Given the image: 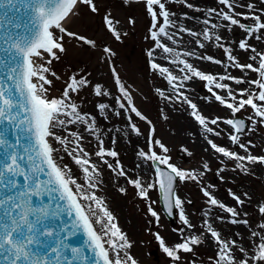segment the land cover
I'll return each mask as SVG.
<instances>
[{
	"label": "snow or ice",
	"instance_id": "snow-or-ice-1",
	"mask_svg": "<svg viewBox=\"0 0 264 264\" xmlns=\"http://www.w3.org/2000/svg\"><path fill=\"white\" fill-rule=\"evenodd\" d=\"M135 2H143L151 18L149 35L155 46L147 55L153 58L155 50L161 49L172 57L169 63L177 66L180 73L177 76L168 67L151 59V69L163 76L174 93V96H165L157 88L159 95L165 100L186 104L191 109L190 116L201 126L204 134L216 137L226 135L230 145L245 153L241 155L230 147L220 146L205 135L212 153L235 162L232 171L248 174V165H264V155L251 154V149L255 147L252 141L241 142V137L253 131L257 124L264 125V52L249 43L251 39L264 40V9H257L253 3H240L239 0H217V4L222 7L209 8L201 20L204 26L202 31H195L178 26L177 21L172 19L175 14L166 8V3L180 2L189 9L201 11L187 3V0ZM260 3L264 4V0H260ZM238 7L247 11L237 12ZM81 8L93 15L99 12L95 0H0V9L5 10L0 15V190L4 193L0 196V264H140L130 254L132 242L104 206L102 198L96 195L102 183L99 179V165L106 166L117 177H125L141 199L148 200L149 192L158 189L163 210L168 216L174 214V209L177 210L178 219L184 227L173 231L179 235L180 242L169 246L158 232L152 233L159 248L172 261L179 262L180 253H193L194 246L201 245L207 238L215 252L209 258L211 264H264V222L257 225L259 230L250 228L248 213L243 211L246 203L251 202L246 192L242 198L229 189L228 195L235 206H228L215 197L212 191L214 185L200 187L206 204L226 213L227 223L249 227V248L243 246L242 234H235L238 239L224 238L208 219L203 220L200 235L186 234L185 229L191 231L195 226L190 223L184 210V201L176 194L175 184L177 180L200 184L204 174L211 170L209 164L205 162L202 170L197 171L183 170L170 163L171 158L167 155L169 149L154 138L152 122L135 107L130 92L121 82L114 66L110 65V71L119 95L112 99L120 111L103 102L95 107L101 116H104L106 110H112L116 116L123 114L137 135H140V131L131 114L150 126L146 138L147 151L139 150L137 155L152 162L154 181L152 174L148 175L147 183L139 176L135 179L129 177L118 159L119 154L104 147L96 118L91 113L79 110L73 97L89 86L96 97L112 95L99 83L92 85L87 76L71 75L65 81L61 96L49 98L53 83L49 77L60 79L52 71L51 65L59 60L60 53L66 52V40H75L79 45L89 48L96 47L94 40L70 28L74 18H79ZM22 10L30 13L26 23H13L7 19L9 11ZM213 16L218 22H213ZM181 19L189 17L184 14ZM129 23L134 24L135 21L129 19ZM103 24L119 41L121 33L116 28L119 21L107 13L103 17ZM21 28L24 29L22 35L18 34ZM170 28L177 31L170 33ZM220 29L227 32L239 29L243 36L238 42L226 43L218 34ZM14 32L17 34L14 35ZM180 33L192 37L200 49L206 47L204 42L222 49L225 59H216L206 54L195 56L194 51L176 52L161 40L164 37L176 44L178 41L174 37ZM233 43L239 50L252 53L249 56L252 62L241 64L233 55ZM103 53L105 55L102 60L115 55L108 47L103 48ZM182 56H195L198 60L219 65L224 72L205 73ZM233 68L238 69L242 75L232 76L230 69ZM249 72L256 74V78H248ZM194 78L207 83L212 99L224 107L229 113L228 117L207 118L200 113L197 104L182 91L185 83ZM225 81H231L238 87L233 88ZM241 85L247 87H239ZM248 110L251 113L246 119L237 116ZM221 124L226 127L220 129ZM70 126H82V129L71 130ZM85 132L96 139L97 148L94 153H89L84 147ZM156 147L163 155L154 150ZM65 155L70 158L76 172L63 163ZM92 156L98 158V161H93ZM106 157L112 158L115 163ZM224 159H221L222 164ZM224 170L219 169L217 174ZM78 174L83 176L82 183L78 182ZM41 176L45 178L41 179ZM220 179L223 181V176ZM120 191L123 193L125 190L121 188ZM45 197L47 203L44 202ZM155 203L157 201L148 204V213L159 227L160 215L152 207ZM256 211L264 217V202L258 201ZM204 215L207 217L208 212ZM65 216L68 221L63 219ZM225 219L220 215L214 217V220L221 222H225ZM81 237L82 243L79 242Z\"/></svg>",
	"mask_w": 264,
	"mask_h": 264
},
{
	"label": "rangeland",
	"instance_id": "rangeland-1",
	"mask_svg": "<svg viewBox=\"0 0 264 264\" xmlns=\"http://www.w3.org/2000/svg\"><path fill=\"white\" fill-rule=\"evenodd\" d=\"M203 3L206 12L209 8L219 9L220 5L210 2V0H198ZM99 8V12L95 15L87 12L86 9H80V16L78 19L73 20L70 28L72 31L78 32L88 39L94 40L96 43L95 48H89L85 45H79L75 40H66L65 53H60L59 60L52 63L51 69L60 79L57 80L53 77L52 86L49 90V98L60 97L65 87V81L71 75L87 76L92 85L99 83L104 90L109 91L112 95L110 97H96L93 95L91 86L83 89L78 95L73 97L79 105V110L84 109L93 102L108 101L110 105H114L112 97L119 95L118 90L114 84L111 75L110 65L114 66L118 73L121 82L125 85L126 89L130 92L135 107L152 122L151 126L154 127V138L160 140L168 149L167 153L170 156V163L174 164L183 170H202L205 162L209 164L210 171H207L202 177L201 183L197 184L192 181L179 182L176 186V194L184 201V210L189 218V221L195 227L190 231V234L200 235L202 231V224L204 219H208L213 223V227L220 231L224 238H229V229L227 225V214L221 212L217 208H213L206 204V198L203 197L200 187L205 185H214L212 189L215 197L228 206H235V202L228 195V190L231 189L238 195L248 193L251 197V202L246 203L243 208L244 212L248 213L247 219L249 220L250 228L259 230L257 225L264 222V217L260 216L256 209L259 202H264V173L261 165H248V174L241 171H232L234 167L233 161H228L217 154L205 153L199 148L191 139L194 134L195 128L201 126L190 116L191 109L186 104L182 103H167L163 97L156 91L159 88L164 92L166 83L163 76L154 72L150 67L151 59L156 63L166 66L154 57L149 58L148 51L155 46L154 41L151 40L149 29L151 27V18L148 16L145 5L143 2H135V0H95ZM191 0H187L190 4ZM240 3H253L257 9H264V4L260 0H239ZM166 8L170 13L175 15L172 19L177 21L178 26L181 25V17L188 13L189 8L180 2L166 3ZM237 12L247 11L245 8H236ZM110 13L114 20H118L119 24L116 25L117 30L121 33V38L117 41L104 27L103 17ZM215 22L217 18L213 16ZM264 18V17H262ZM129 19L135 21L134 24L129 23ZM162 23V20H161ZM246 23H251L247 21ZM170 33L177 31L175 28L168 30ZM224 38V41L238 42L243 33L239 29H234L232 32H227L220 29L218 32ZM178 38L182 39V37ZM184 38V37H183ZM176 39V38H175ZM177 40V39H176ZM178 41V40H177ZM203 42V41H202ZM206 47L200 49L196 47L192 37L184 39L182 45L184 51H194L195 56L210 55L216 59L224 60L225 55L222 49L209 45L204 42ZM249 43L254 46L258 51L264 52V40L257 41L251 39ZM169 45V42H166ZM108 47L115 54L108 59H103V48ZM233 55H235L241 64L249 63L250 52H244L236 47V44H231ZM192 57H184L189 63L197 60L201 62L200 70L205 73L223 74L224 70L219 65H214L208 61L198 60ZM173 74L179 76L180 73L176 71ZM232 76L240 77L242 73L238 69H230ZM248 78L255 79L256 74L249 72ZM233 88L235 84L231 81H225ZM243 86V85H241ZM239 86V87H241ZM206 82L195 81V78L185 83V94L197 104L198 109L202 115L207 118L228 117L229 113L218 102L212 99L211 94L207 90ZM219 91V90H217ZM164 94H166L164 92ZM222 94V93H221ZM208 97V99H204ZM120 111L118 107H115ZM251 113V110L242 111L237 114L238 117L245 118ZM133 122L137 125L140 135L134 133L126 118L117 116L115 121L121 125V132L119 139L122 141V148L115 147L119 155L118 159L123 165L128 176L135 179L139 176V171L146 172L148 175L152 174V162L146 161L138 157L139 150L147 151L146 138L149 135V125L145 121H140L138 118L131 114ZM165 117H167L165 119ZM210 127H215L209 125ZM226 126L221 124L220 129ZM71 130H79V128H71ZM224 141L225 147H230L232 150L244 155L243 151L238 147L230 145L226 135L220 137ZM251 140L255 145L251 149V154L260 156L264 155V125L257 124L253 131L248 132L247 135L241 137V142L246 143ZM186 149L187 151H183ZM158 154L163 155L161 150L154 148ZM94 153V152H93ZM111 163H115L112 158H107ZM224 159V163H221ZM93 161H98V158L92 156ZM139 165V167H137ZM100 171L103 176L108 179V185L105 187L98 186L96 195L104 201V206L113 215V204L118 206V218L116 222L127 235V238L132 242L133 247L131 251L137 254V259L140 264H211L210 257L215 255L211 241L205 238V242L199 246H194L193 253H180L181 260L179 262L172 261L167 257L158 246V242L154 239L152 233H159L171 246L174 242H180L178 234L174 229L184 227L178 219L177 210H175V220L170 221L163 212L160 193L158 189L149 192V199H141L137 195L136 189L126 182L125 177H117L114 173L104 165H99ZM224 168L223 172L218 170ZM263 171V172H262ZM262 173V174H261ZM223 176V181L220 179ZM143 180V178H142ZM152 180H155L154 173ZM125 191L122 193L120 189ZM243 198V196H242ZM151 201H157L152 207L160 215L159 227L156 221L148 213V204ZM191 201V203H188ZM208 212L205 217L204 213ZM220 215L224 216L225 222L214 220V217ZM152 221V223H149ZM245 232H250L249 227L240 225V228ZM129 231V234H128ZM185 231H188L185 229ZM206 236V234H205Z\"/></svg>",
	"mask_w": 264,
	"mask_h": 264
},
{
	"label": "bare ground",
	"instance_id": "bare-ground-1",
	"mask_svg": "<svg viewBox=\"0 0 264 264\" xmlns=\"http://www.w3.org/2000/svg\"><path fill=\"white\" fill-rule=\"evenodd\" d=\"M216 1L217 0H210V2H212V3H215ZM190 4L194 5L195 8L201 9V11H195L194 9H189V11L187 13V17H189V19H181V21H180L181 25L180 26H182L184 28L192 29L195 31H202L204 26L202 25L201 20L205 16L206 8H204L203 3L199 2L198 0H191ZM192 18H200V19H192ZM212 19H213V22H215V19L214 18H212ZM179 37H182V39L178 38V36L174 37L178 40V42L176 44H173L171 41H168L164 37H161V40L163 43L169 42V45H171V48H174L176 50V52L182 53V49H184L182 42H184V39H186L190 36L187 35L186 33H180ZM166 56L168 57V59H165ZM154 57L157 61H160L161 63L164 62V64L166 65L165 67H168L170 69V71H172V72L176 71L177 73H179L178 67L169 63V60L172 58L171 56H169V54L163 53L161 49H156ZM253 63H255V62H253ZM192 64L199 69L201 62L195 60L192 62ZM195 81L198 82L199 80L195 78ZM164 82L166 83V86L164 89V92L166 93L165 96H170V95L174 96V93L172 92L171 87L167 84V81L165 79H164ZM241 87H247V85H243ZM165 101H167V103H176V102H174V100H165ZM101 102L109 104V102L105 101V100L93 102L92 104H90L89 106H86L84 109H81L80 111L83 113H91V115L96 118L97 127L99 129V133H100L101 138L104 140V147L106 149L107 148L113 149L115 147L116 148L117 147L122 148L123 144H122L121 139H119V135L121 132V125L115 121V118L117 116L114 114V112L112 110H106L104 116H101L98 113L97 108L95 107L98 103H101ZM115 110L117 111V109H115ZM70 128H79V130H81L82 126H70ZM195 131L196 132H194V134L191 135V137H192L191 140L199 148H201L203 150V152L210 153L213 155L209 145L207 144V141L205 139V135H207L208 138L213 139V141L215 143H217L218 145L224 146V141L221 140L220 137H216L212 134H204L202 131V128H195ZM84 136H85V140L83 142L84 147L86 148V150L89 153H93L97 148L95 137L90 136L86 132L84 133ZM113 141H115V142L113 143ZM55 146L59 147L58 145H55ZM206 149H208V150L206 151ZM63 163L68 164L69 167L73 168V172H76L75 166L72 164L70 158L67 157V155H65V159H64ZM256 165H258V164H255L254 166H256ZM261 167L263 168V171H264V165H261ZM262 176L264 177V173L262 174ZM139 177L143 178V181L145 183L148 182V174L146 172H142L140 170L139 171ZM99 179L102 181V183L99 184L100 187H105L108 185V182H110L108 179H106L103 176L102 173H101ZM78 182H81V183L83 182V176L81 174H78ZM118 214H119L118 206L116 204H113V216L115 217V219L118 218ZM227 228L229 229V231H228L229 237L232 239H238V237H236V235H235L236 233L242 234L243 246L245 248H249V246H250V240H249L250 232H248V231L245 232V230L239 229L240 225L228 224ZM120 229L122 230V232L124 231L121 227H120ZM128 234H129V231H128ZM186 234L191 235L190 231H186ZM178 238L180 239L179 236H178ZM131 253H132L131 255L134 256L136 259L138 258L137 254L135 252L131 251ZM236 255L239 256V253L237 252Z\"/></svg>",
	"mask_w": 264,
	"mask_h": 264
},
{
	"label": "water",
	"instance_id": "water-1",
	"mask_svg": "<svg viewBox=\"0 0 264 264\" xmlns=\"http://www.w3.org/2000/svg\"><path fill=\"white\" fill-rule=\"evenodd\" d=\"M5 10L4 9H0V15H3V12H4ZM29 16H30V13H27V12H25V11H20V12H16V11H9L8 12V16H7V19L8 20H11L13 23H17V22H19V23H21V24H24V23H26L27 22V19L29 18ZM15 34H17V33H15L14 32V35ZM18 34H24V29L23 28H21L20 30H18ZM240 118H242V117H240ZM245 119V118H244ZM24 141H22V143H23ZM163 167V166H162ZM45 177H43V176H41V179H44ZM177 183H178V180L176 181V184H175V189H176V186H177ZM2 195H4V193H3V190H0V196H2ZM44 202L45 203H47L48 201H47V198L45 197L44 198ZM161 202V201H160ZM161 206H162V209H163V204H162V202H161ZM0 212H2V209H0ZM163 212H164V214L166 215V217L170 220V221H174L175 220V209L173 210V215L172 216H168L167 215V213L163 210ZM63 219L65 220V221H68V218L65 216V217H63ZM82 241H83V237H81L80 238V243H82ZM73 243H77V241H73Z\"/></svg>",
	"mask_w": 264,
	"mask_h": 264
}]
</instances>
